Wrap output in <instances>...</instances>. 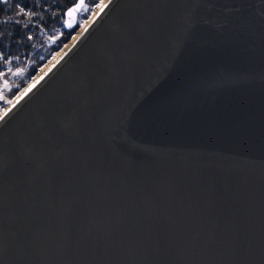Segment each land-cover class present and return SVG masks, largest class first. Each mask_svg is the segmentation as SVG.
Listing matches in <instances>:
<instances>
[{"label": "water", "instance_id": "obj_1", "mask_svg": "<svg viewBox=\"0 0 264 264\" xmlns=\"http://www.w3.org/2000/svg\"><path fill=\"white\" fill-rule=\"evenodd\" d=\"M0 264H264V0H109L0 114Z\"/></svg>", "mask_w": 264, "mask_h": 264}, {"label": "trees", "instance_id": "obj_2", "mask_svg": "<svg viewBox=\"0 0 264 264\" xmlns=\"http://www.w3.org/2000/svg\"><path fill=\"white\" fill-rule=\"evenodd\" d=\"M73 2L75 0H0V34H2L0 35V53H2L0 57L7 59L32 55L34 60L35 53L49 44L46 39L58 26L61 27L64 35L48 47V52L66 42V39L75 32V28L67 29L63 24L65 9ZM17 4L30 9L36 15L18 14ZM17 21L20 23H16ZM24 24L28 27L25 28ZM29 36L33 38L28 39ZM36 63L38 61L31 66L33 73L37 68ZM20 82V85H23L25 79Z\"/></svg>", "mask_w": 264, "mask_h": 264}, {"label": "rangeland", "instance_id": "obj_3", "mask_svg": "<svg viewBox=\"0 0 264 264\" xmlns=\"http://www.w3.org/2000/svg\"><path fill=\"white\" fill-rule=\"evenodd\" d=\"M98 1L99 0H85V3L83 4L82 9L77 16V23L73 28L76 29L77 26L81 25L87 20V17H89L94 12L96 8L95 5ZM63 35L64 34L61 30V27H55V30H53V32L49 34L46 39L49 44L45 45L42 50H39L35 53L34 60H32V55H30L29 57H12L7 59H3L2 57H0V114L2 113V111H4L5 106H7L13 100V97L21 90L22 87H24L25 83L35 76V73L39 70L40 67L45 64L48 58L56 53V50L66 43L64 42L58 48L52 49L50 52H48V47L54 44L55 40L62 37ZM70 37L71 35L69 36V38ZM36 61H38V63H36L37 68L33 73L31 72V66L35 65ZM22 79H25V82L23 85H20V81H22Z\"/></svg>", "mask_w": 264, "mask_h": 264}, {"label": "bare ground", "instance_id": "obj_4", "mask_svg": "<svg viewBox=\"0 0 264 264\" xmlns=\"http://www.w3.org/2000/svg\"><path fill=\"white\" fill-rule=\"evenodd\" d=\"M108 1L109 0H99L97 2V4L95 5L96 8H95L94 12L89 17H87V20L85 22H83L81 25L77 26V28L75 29V32L71 35V37L69 39L66 40V43L63 44L62 47L57 49L56 53H54L52 56H50L48 58V60L45 62V64L42 67H40L39 70L35 73V76L31 80H29L28 82L25 83L24 87L21 88V90L13 97V100L7 106H5V108L11 107L14 104V102H16L19 99V97H21L25 93V91H27L31 87H33L35 82H37L41 77L44 76L46 71H48L55 64L56 60L65 53L67 48L73 42L76 41L77 37L85 30L87 25H89L95 19V17L105 7V5L108 3ZM5 108H4V110H5Z\"/></svg>", "mask_w": 264, "mask_h": 264}, {"label": "snow or ice", "instance_id": "obj_5", "mask_svg": "<svg viewBox=\"0 0 264 264\" xmlns=\"http://www.w3.org/2000/svg\"><path fill=\"white\" fill-rule=\"evenodd\" d=\"M17 9H18V14H22L24 16H35L36 13L32 12L30 9H26L25 7H23L21 4H17L16 5ZM76 7H79V5H76ZM74 9L70 8L68 9V14H71V12L73 11ZM16 23H20V21H17ZM25 28L28 27L27 24H24L23 25ZM2 35V34H0ZM33 37L29 36L28 39H32ZM0 55H2V53H0Z\"/></svg>", "mask_w": 264, "mask_h": 264}]
</instances>
